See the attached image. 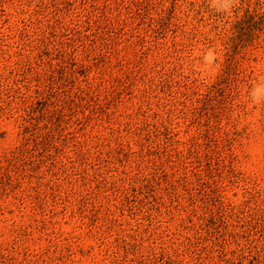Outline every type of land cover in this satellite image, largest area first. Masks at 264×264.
Instances as JSON below:
<instances>
[{"label":"rangeland","instance_id":"obj_1","mask_svg":"<svg viewBox=\"0 0 264 264\" xmlns=\"http://www.w3.org/2000/svg\"><path fill=\"white\" fill-rule=\"evenodd\" d=\"M261 79L264 0H0V264H264Z\"/></svg>","mask_w":264,"mask_h":264},{"label":"clouds","instance_id":"obj_2","mask_svg":"<svg viewBox=\"0 0 264 264\" xmlns=\"http://www.w3.org/2000/svg\"><path fill=\"white\" fill-rule=\"evenodd\" d=\"M240 0H211V6L219 12L225 14H230L233 9L239 6ZM209 56H211V61H209ZM217 56L214 49H210L208 53L205 54L206 62H215ZM251 102L253 104H264V79L258 80L252 85L249 93Z\"/></svg>","mask_w":264,"mask_h":264}]
</instances>
